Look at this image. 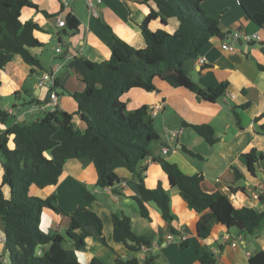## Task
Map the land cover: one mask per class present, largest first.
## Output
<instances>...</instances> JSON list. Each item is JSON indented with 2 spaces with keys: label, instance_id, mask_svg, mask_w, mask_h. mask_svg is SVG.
I'll list each match as a JSON object with an SVG mask.
<instances>
[{
  "label": "crops",
  "instance_id": "crops-1",
  "mask_svg": "<svg viewBox=\"0 0 264 264\" xmlns=\"http://www.w3.org/2000/svg\"><path fill=\"white\" fill-rule=\"evenodd\" d=\"M30 1L38 8H24L21 20L34 22L40 28L35 36L41 45L29 47L28 51L40 60L41 67L28 65L19 55L5 66L1 73L0 104L4 110L13 109L16 113L8 124L0 123V132H4L16 120L27 118L26 111H19L18 100L29 98L33 104L50 100L53 88L40 86V81L42 73L56 65L61 66L58 75L60 87L56 92L58 108L74 114V127L84 132L87 126L77 115L78 104L72 94L82 92L85 84L82 73L70 68L69 63L74 57L81 56L92 62L109 60L114 37L137 49L145 48L141 25L151 10L158 11L157 5L147 0H102L98 15L93 16L86 0ZM202 9L208 16L219 19L224 37L212 38L196 59L185 63L184 71L204 89L227 83L226 94L216 102H209L199 98L186 85L184 78L181 79L182 85L175 88L158 77L155 80L156 91L135 88L122 96L128 111L143 105L150 108L159 139L151 145L150 158L144 162V181L149 189L161 185L169 192L174 216L171 226L176 233L171 232L169 223L163 219L155 204H151V220H148L141 216L136 201L130 197L116 196L111 188L96 187L98 173L88 159L69 160L56 186L31 188L34 196L56 194L58 205L66 213L85 206L102 219L107 244L94 229H90L91 235L86 239L85 248L76 250L81 264H91L94 258L104 264H116L118 259L129 261L137 258L142 261L152 254L157 256V264H202L198 254L200 247L218 252L215 264H250L251 257L264 252V223L254 234L247 236L216 224L211 234L202 238L198 222L204 214L188 207L179 189L170 185L168 175L159 162L164 159L177 164L187 175L202 176L205 192L224 194L237 209L251 208L259 213L264 212V201L255 197H264V133L260 129L264 125V118L261 119L264 114V26L257 25L247 16L239 0H207L202 3ZM69 14L80 21L76 32L67 26H58L60 17L67 20ZM161 17L164 16L161 14ZM161 17L151 22L152 31H177L179 22L176 18L164 17L167 20L164 25ZM245 35H258L261 40L247 41L243 39ZM223 44L234 45L235 49L224 50ZM59 48L61 53L57 52ZM201 59L205 60L204 64L200 63ZM60 91L64 94L61 95ZM156 106H161V110L153 115ZM40 111L45 115L50 109ZM186 124L210 125L217 142L208 144ZM172 131L179 132L174 139L170 137ZM254 149L259 160L255 164V174H252L243 155ZM237 171L243 175L241 180H237ZM117 173L123 192L140 195L138 180L132 172L120 167ZM2 176L0 160V190L5 197H9L10 189L3 185ZM89 191L94 196L91 201L86 199ZM114 214L129 216L133 231L151 241L152 249L133 252L126 244L115 241ZM41 226L49 235L63 234L70 226V218L46 210ZM169 235H172V239H168ZM226 235L229 240L223 242ZM4 239V226L0 218V264H10ZM184 241L188 243L187 249L181 248ZM235 242L237 245L233 247L232 243Z\"/></svg>",
  "mask_w": 264,
  "mask_h": 264
},
{
  "label": "trees",
  "instance_id": "trees-1",
  "mask_svg": "<svg viewBox=\"0 0 264 264\" xmlns=\"http://www.w3.org/2000/svg\"><path fill=\"white\" fill-rule=\"evenodd\" d=\"M157 5L141 25L146 47L137 49L130 43L114 37L109 60L92 62L85 57H74L69 67L82 73L85 89L72 94L78 104V114L87 126L83 132L73 125L74 114L58 108L46 112L36 121L16 120L4 132H0V160L3 168V185L9 187L10 196L0 190V218L3 221L5 244L10 264H81L76 250L85 248L86 239L94 229L106 245L103 222L99 215L85 206L66 213L58 205L56 194L49 197L31 196L32 187L44 189L56 186L63 174L65 164L71 159L90 160L98 173L96 187L111 188L116 196H128L136 201L143 218L151 220V204L160 210L163 219L171 226L174 219L169 192L159 185L149 189L145 185L144 162L150 158L151 145L159 139L154 119L148 105L128 111L122 96L132 89L147 92L157 90L155 80L160 77L172 87L187 86L203 100L216 102L227 92L228 84L204 89L192 81L184 71L187 61L196 59L200 50L214 37H224L219 19L208 16L202 9L207 0H147ZM247 16L257 25L264 26V0H239ZM38 8L30 0H0V87L1 73L16 55L30 66L41 67L29 47L40 46L35 36L39 26L34 22H22V10ZM176 18L179 28L174 33L164 29L152 31L150 24L161 17ZM161 17L164 25L167 20ZM80 21L73 15L67 16V27L78 31ZM106 29L111 32L108 26ZM58 77L52 91L58 92ZM1 101V97H0ZM40 104V103H37ZM13 115L0 104V123L8 124ZM264 118V114L261 119ZM239 122V116L236 114ZM188 125V124H186ZM204 140L214 145L215 132L210 125H188ZM264 133V125L260 127ZM248 167L255 174L259 158L257 151L243 155ZM168 175L170 185L178 188L188 207L204 214L198 222V231L207 238L216 224L241 235L254 234L264 223V212L251 208L237 209L227 196L220 192L207 193L202 188L203 178L187 175L181 168L160 159ZM124 167L134 174L139 183L140 195H131L121 189L117 169ZM237 180L243 175L237 171ZM264 201L263 195L260 196ZM86 199H94L89 191ZM51 210L70 218L66 234L49 235L42 230V215ZM114 239L138 252L143 246L150 250L152 242L137 235L131 219L125 214L112 216ZM67 245H69L67 247ZM188 243L181 242L187 249ZM202 264H215L216 256L207 248L198 250ZM154 254L142 261L118 259L116 264H157ZM250 264H264V252L250 258ZM91 264H104L94 258Z\"/></svg>",
  "mask_w": 264,
  "mask_h": 264
},
{
  "label": "built area",
  "instance_id": "built-area-1",
  "mask_svg": "<svg viewBox=\"0 0 264 264\" xmlns=\"http://www.w3.org/2000/svg\"><path fill=\"white\" fill-rule=\"evenodd\" d=\"M86 3L88 5V8L90 9L92 15L97 16L100 5L102 4V0H86ZM58 26L60 28L66 27L67 26V20L64 17H60ZM243 39H245L247 41H251L252 39L261 40L260 36H258V35H252V36L251 35H245L243 37ZM222 48L224 50L233 51L235 49V46L230 45V44H223ZM57 52L61 53L62 52L61 48L57 49ZM69 59H72V57ZM204 62H205L204 59L200 60V63L204 64ZM60 69H61V66L56 65V66H52L49 70L45 71L41 76L40 86H49L51 88H54L55 81L59 75ZM58 99L59 98H58L56 91H52V93L50 94V100L48 102L32 105L29 112L33 113L35 110H46V109H50V111L55 112L59 107ZM158 110H161V106L155 107L153 115H155ZM6 111L11 115L16 113V112H14L13 109L6 110ZM178 133L179 132L172 131V132H170V137L172 139H174L177 137ZM164 153H167V151L164 150ZM262 187H264V184ZM255 197L260 198L259 195H256ZM168 239H172V235H169ZM228 240H229V237L227 235L224 236L223 242H227ZM3 241L5 242L6 239H4ZM236 245H237L236 242L232 243L233 247H236ZM141 250L142 251H149L150 249L146 246H143ZM214 254L217 255L218 252L215 251Z\"/></svg>",
  "mask_w": 264,
  "mask_h": 264
},
{
  "label": "rangeland",
  "instance_id": "rangeland-1",
  "mask_svg": "<svg viewBox=\"0 0 264 264\" xmlns=\"http://www.w3.org/2000/svg\"><path fill=\"white\" fill-rule=\"evenodd\" d=\"M62 93H63V91H60L61 95H62ZM18 103H19V111H21V112L22 111H26V114H27L26 116H27V119H28L29 122H33V121H36L37 119H41V118L44 117V114L40 110H35L33 114H29L30 112H29L28 109H30L32 104H33L29 98H23L22 100H18ZM11 105H12V103H11ZM11 105L9 107H11ZM27 111L29 113H27ZM30 195L34 196L33 194H31V191H30ZM234 232H236V230H234ZM62 233L66 234V232H62ZM245 236H247V235H245Z\"/></svg>",
  "mask_w": 264,
  "mask_h": 264
},
{
  "label": "water",
  "instance_id": "water-1",
  "mask_svg": "<svg viewBox=\"0 0 264 264\" xmlns=\"http://www.w3.org/2000/svg\"><path fill=\"white\" fill-rule=\"evenodd\" d=\"M126 260V259H125Z\"/></svg>",
  "mask_w": 264,
  "mask_h": 264
}]
</instances>
